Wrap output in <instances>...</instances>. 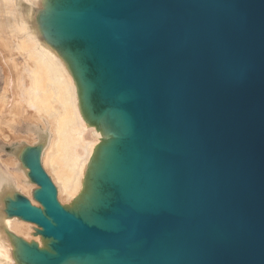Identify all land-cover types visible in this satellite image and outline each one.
I'll use <instances>...</instances> for the list:
<instances>
[{"label":"water","instance_id":"obj_1","mask_svg":"<svg viewBox=\"0 0 264 264\" xmlns=\"http://www.w3.org/2000/svg\"><path fill=\"white\" fill-rule=\"evenodd\" d=\"M101 13L112 20L115 58L85 40L111 67L104 97L115 72L126 81L115 96L135 93L124 107L167 144L157 153L175 208L118 192V211L106 215L120 228L81 219L104 238L89 252L56 249L57 263L104 249L138 263L165 240L173 264H264V0H106L69 20Z\"/></svg>","mask_w":264,"mask_h":264},{"label":"bare ground","instance_id":"obj_2","mask_svg":"<svg viewBox=\"0 0 264 264\" xmlns=\"http://www.w3.org/2000/svg\"><path fill=\"white\" fill-rule=\"evenodd\" d=\"M105 3L0 0V55L6 64L14 61L21 66L24 84L18 86L11 76L8 87L15 91L10 88L11 94L0 95V152L7 156L0 162V264H30L23 260V243L49 259L59 256L54 237L40 233L36 224L5 213L8 200L15 201L19 193L38 204L24 161L27 146L42 148L43 165L58 187L60 201L90 225L120 228L116 218L106 215L117 210L113 206L118 192L123 201L134 205L175 208L157 153L167 144L157 131L150 137L138 130L137 118L124 107L135 93L126 89L105 103L111 67L90 41L62 37L56 31L59 17L82 19ZM17 103L28 108V118L13 110ZM14 142L18 146L9 153L6 148ZM164 242L159 240L138 263L104 249L68 254L57 264H173L176 250Z\"/></svg>","mask_w":264,"mask_h":264},{"label":"rangeland","instance_id":"obj_3","mask_svg":"<svg viewBox=\"0 0 264 264\" xmlns=\"http://www.w3.org/2000/svg\"><path fill=\"white\" fill-rule=\"evenodd\" d=\"M111 23V18L103 13L87 15L81 21L59 17L56 31L62 37L89 39L98 46L104 58H115L116 50L113 38L108 32ZM2 57L0 55V95L3 93L11 94V87H8L9 77L14 76L18 86L23 87L24 85L20 70L21 66H18L14 61L11 64H6ZM124 85H126L124 78L115 72L113 83L105 92V102L111 101ZM11 89L15 91V89ZM2 104L0 100V107ZM27 109L23 103L13 105V110L17 111V114L22 119L28 118L26 116ZM4 126L6 127V125ZM0 141H2L1 137ZM23 145H26L25 141H23ZM16 146L18 144L14 142L12 145H8L6 149L11 153ZM24 153V161L28 167L31 184L34 186L32 188L33 199L38 204H34L25 194L19 193L15 201L8 200V207L5 213L8 216L18 217L29 223L36 224L40 233L54 237L56 243L59 242V245L57 244L55 247L60 252V256H64L67 253L91 251L92 244L95 241H101L104 238L103 234L96 228H90L83 223L80 217L70 213L60 201L58 187L43 165L41 159L42 148L39 146H27ZM2 158L7 159V156L0 152V162ZM10 171H13L12 167ZM122 209L128 213L130 212L128 207H122ZM22 252L23 260L30 264H56L59 260V258L55 260L48 259L36 250L31 249L26 243L22 244Z\"/></svg>","mask_w":264,"mask_h":264}]
</instances>
